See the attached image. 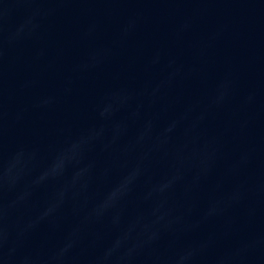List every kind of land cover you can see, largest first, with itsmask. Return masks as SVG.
I'll use <instances>...</instances> for the list:
<instances>
[{"label": "water", "instance_id": "obj_1", "mask_svg": "<svg viewBox=\"0 0 264 264\" xmlns=\"http://www.w3.org/2000/svg\"><path fill=\"white\" fill-rule=\"evenodd\" d=\"M0 264H264V0H0Z\"/></svg>", "mask_w": 264, "mask_h": 264}]
</instances>
